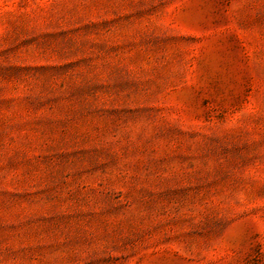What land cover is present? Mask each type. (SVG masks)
Listing matches in <instances>:
<instances>
[{
  "label": "rangeland",
  "instance_id": "1",
  "mask_svg": "<svg viewBox=\"0 0 264 264\" xmlns=\"http://www.w3.org/2000/svg\"><path fill=\"white\" fill-rule=\"evenodd\" d=\"M0 264H264V0H0Z\"/></svg>",
  "mask_w": 264,
  "mask_h": 264
}]
</instances>
